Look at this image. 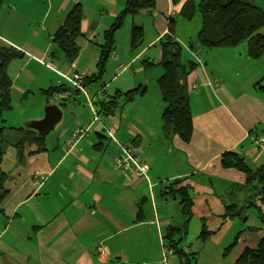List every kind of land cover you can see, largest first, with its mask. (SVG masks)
<instances>
[{
    "label": "crops",
    "instance_id": "0c3cea01",
    "mask_svg": "<svg viewBox=\"0 0 264 264\" xmlns=\"http://www.w3.org/2000/svg\"><path fill=\"white\" fill-rule=\"evenodd\" d=\"M128 1L9 0L0 5V43L23 53L8 68L12 104L17 98L18 105L3 114L1 169L9 193L0 212V264H170V228L181 230L179 247L186 240L182 249L196 259L191 245L218 237L233 220L227 207H246L261 187L221 161L232 150L250 166H264V151L256 145L258 135L264 136V65L248 54L242 64L235 48H189L198 63L188 78L192 139L185 143L164 133L165 104L155 90L163 73L155 70L157 45L187 0L180 6L156 0L153 12L127 16L115 33L104 73L86 81L81 92L86 103L68 91L75 72L98 74L105 34ZM78 3L84 9L82 37L79 56L71 62L54 35ZM134 26L145 33L136 50L131 47ZM144 61L154 64L146 67ZM138 89L145 93L128 100L126 94ZM61 100L67 104L62 121L53 134L38 138L27 126L44 118V107ZM86 124L91 132L66 149ZM41 139L43 145L37 143ZM128 145L142 150V176L133 164L128 172L114 167ZM180 179L194 201L189 223L180 198L166 194V187ZM204 224L213 232L207 241L201 239ZM98 246L107 261L99 259Z\"/></svg>",
    "mask_w": 264,
    "mask_h": 264
},
{
    "label": "trees",
    "instance_id": "16d2710c",
    "mask_svg": "<svg viewBox=\"0 0 264 264\" xmlns=\"http://www.w3.org/2000/svg\"><path fill=\"white\" fill-rule=\"evenodd\" d=\"M180 0H172L174 4ZM4 0H0V5ZM197 6V7H196ZM156 7V0H129L126 7L119 13L113 27L105 34L103 54L98 62V74H90L85 77L90 82L95 77H101L108 62L109 54L114 46V36L117 30L123 25L127 16H135L141 11L153 12ZM202 17V27L198 33L196 42H189V48L193 51L198 49H234L241 43L246 42L248 55L252 59H260L264 55V9L248 0H200L196 5L195 0H187L183 5L181 15L187 20H192L197 12ZM84 15L82 4H76L67 15L66 20L54 35V42L65 54L66 58L73 62L80 53L78 40L82 37L81 25ZM175 23L173 19L169 22V33L161 40L162 54L158 65L162 68V75L158 84L162 94L165 109L162 114L163 130L166 135H177L180 139L188 143L192 139L194 132L193 115L190 109V88L189 76L198 68V63L194 60L184 62L182 60L183 46L175 38ZM144 28L134 26L131 30V47L138 49L144 41ZM23 56V53L15 48L0 43V212L3 200L9 191L5 187L7 174L1 169V164L5 155L4 131L6 121L3 114L6 110H11L13 82L9 76L8 68L15 60ZM146 67L154 63L144 61ZM264 80V78H263ZM71 90L72 87H69ZM144 89L133 90L126 94L128 100L133 99L138 94H144ZM23 139L20 143H25ZM37 143L43 145L42 139ZM20 145H18L19 147ZM222 166L224 168H234L247 175L248 183H255L261 186L257 194L250 198L246 207L240 209L236 206H228L226 216L233 219L237 216L244 217L247 208L257 206L260 209L261 220L264 229V214H262L259 202L264 200V166H250L246 159L236 151H228L222 155ZM185 180H176L166 187V194L173 198H180L182 213L187 218L186 223L193 217L194 201L189 195V187L184 185ZM264 202V201H263ZM179 229L170 228L167 232V246L169 251L178 256L180 264H193L194 254H186L179 247L182 239L176 238L180 234ZM213 232L209 231L204 224L201 239L207 241L212 237ZM239 238V235L237 239ZM236 264H264V235L259 240L256 247L247 246Z\"/></svg>",
    "mask_w": 264,
    "mask_h": 264
},
{
    "label": "rangeland",
    "instance_id": "374dc122",
    "mask_svg": "<svg viewBox=\"0 0 264 264\" xmlns=\"http://www.w3.org/2000/svg\"><path fill=\"white\" fill-rule=\"evenodd\" d=\"M185 0H181L177 5H181ZM200 0H195V3L198 5ZM254 2L257 6L264 9V0H248ZM4 2H9V0H5ZM167 11V10H166ZM161 16V14H159ZM167 16V14H165ZM173 16L176 17V35L178 40L183 46L182 51V60L188 61L191 60V50L189 49V40L197 41L198 33L202 27V17L200 12L198 11L195 17L192 20H187L183 16H181L178 12H174ZM168 18V16H167ZM264 33V30H262ZM153 47L151 50H153ZM228 49L229 52L232 49ZM222 49V50H224ZM158 55L161 58L162 49L160 44L157 45ZM209 50H219V49H206V52ZM234 50L237 51V54H241L243 61L249 60L248 47L247 43H241ZM152 55V53H151ZM258 66L264 65V55L260 59H256ZM205 61V60H204ZM212 64L217 65L215 59L211 61ZM244 66V65H243ZM155 70L162 71V68L156 67ZM85 74V73H84ZM87 74V73H86ZM94 74V73H93ZM155 90L157 94L162 98V94L160 91L159 84L156 85ZM69 91V90H68ZM78 100L86 103V97L83 93L76 96ZM13 106L18 105V100H13ZM53 101V100H52ZM25 105V102L23 103ZM25 109V108H22ZM45 107L42 109L44 113ZM66 109V108H65ZM64 109V110H65ZM23 112L25 110H22ZM6 110L4 113H7ZM25 113V112H24ZM59 125V124H58ZM55 131V130H54ZM54 131L51 133L53 134ZM259 134L258 136H260ZM259 206H261L262 214H264V202L260 201ZM260 208L257 206H251L247 208V213L244 217L237 216L233 218L232 222L222 229L220 235L214 239H209L207 242L203 243L201 241H197L193 243L192 249L196 251V259L193 264H233L239 256L242 254L244 249L247 246L256 247L261 237L264 235L263 223L261 220ZM241 232V233H240ZM240 236L238 239L237 236ZM188 246L187 241L184 240L181 245L182 248ZM194 253V252H193ZM171 262L170 264H179L178 259L173 254L170 255Z\"/></svg>",
    "mask_w": 264,
    "mask_h": 264
},
{
    "label": "built area",
    "instance_id": "2783aa9c",
    "mask_svg": "<svg viewBox=\"0 0 264 264\" xmlns=\"http://www.w3.org/2000/svg\"><path fill=\"white\" fill-rule=\"evenodd\" d=\"M121 68H123L121 66ZM85 77L86 74L82 72H75L71 79L68 78L70 86L74 89H79L81 92H85L86 85H85ZM91 124L82 125L77 128L76 133L73 135L72 139L66 143L65 148L70 150L73 146L82 138L87 136L88 133L91 132ZM256 145L259 150L264 151V136H258L256 139ZM142 150L138 146H129L124 147L123 155L119 158L114 159V167L121 171H130L131 166L133 164L135 166V172L138 176H142L144 174V168L142 163ZM98 256L101 261H107V253L102 248V246H98L97 248Z\"/></svg>",
    "mask_w": 264,
    "mask_h": 264
},
{
    "label": "water",
    "instance_id": "95a60500",
    "mask_svg": "<svg viewBox=\"0 0 264 264\" xmlns=\"http://www.w3.org/2000/svg\"><path fill=\"white\" fill-rule=\"evenodd\" d=\"M73 95L81 94L79 89L71 90L69 89ZM62 102H58L55 104L47 105L45 107V115L41 120H33L31 125L27 127L37 131L38 138H43L46 134L51 133L55 130L56 126L62 121L64 116V109L67 107L65 100H61Z\"/></svg>",
    "mask_w": 264,
    "mask_h": 264
}]
</instances>
